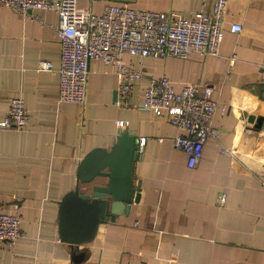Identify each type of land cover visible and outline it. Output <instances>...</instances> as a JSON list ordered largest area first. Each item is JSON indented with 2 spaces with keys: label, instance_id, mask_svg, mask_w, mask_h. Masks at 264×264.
<instances>
[{
  "label": "crops",
  "instance_id": "1",
  "mask_svg": "<svg viewBox=\"0 0 264 264\" xmlns=\"http://www.w3.org/2000/svg\"><path fill=\"white\" fill-rule=\"evenodd\" d=\"M212 1L76 0V9L100 14L118 5L185 15L209 13ZM57 22L53 11L25 18L0 10V120L14 96L27 114L21 130L0 127V208L16 207L20 220L14 247H0V264H264V0H226L220 57L122 56L141 73L130 105L149 77H166L175 92L190 82L213 85L217 137L205 141L191 168L172 147L177 129L165 112L116 105L111 66L89 60L83 104L57 101ZM232 24L240 31L229 32ZM39 61L49 70H38ZM119 131H131L137 144L138 200L100 224L90 241L69 247L58 238V201L74 187L82 157L107 149Z\"/></svg>",
  "mask_w": 264,
  "mask_h": 264
},
{
  "label": "built area",
  "instance_id": "2",
  "mask_svg": "<svg viewBox=\"0 0 264 264\" xmlns=\"http://www.w3.org/2000/svg\"><path fill=\"white\" fill-rule=\"evenodd\" d=\"M9 8L27 18L33 10L53 11L57 16L56 36L59 42L57 101L83 104L87 79V63L97 60L113 68L116 77V105L146 109L155 115L165 112L177 132L172 147L186 156L187 167L199 161L202 147L208 138L215 139L217 130L211 125L217 103L210 99L213 85L190 82L175 92L164 77H149L140 101L128 103L132 88L140 78L139 70L127 67L122 56L220 57L219 45L223 35L222 23L226 0H213L211 11L176 12L134 10L126 6L109 5L100 14L80 12L76 0H0V10ZM240 25L232 24L229 32L236 33ZM234 56L228 57L232 63ZM48 61H39L38 70H49ZM199 89L202 93L198 94ZM224 108L221 106V111ZM27 124V114L20 96L9 99L1 128L21 130ZM139 139V145L143 144ZM264 188V181L262 182ZM224 201V193L217 196ZM20 235V220L16 207L4 212L0 208V247L12 249Z\"/></svg>",
  "mask_w": 264,
  "mask_h": 264
},
{
  "label": "water",
  "instance_id": "3",
  "mask_svg": "<svg viewBox=\"0 0 264 264\" xmlns=\"http://www.w3.org/2000/svg\"><path fill=\"white\" fill-rule=\"evenodd\" d=\"M136 149L133 133L119 131L107 149L93 148L82 157L74 187L58 201L57 233L61 242L73 247L90 241L100 224L127 213L129 204L138 200L139 182L132 175Z\"/></svg>",
  "mask_w": 264,
  "mask_h": 264
}]
</instances>
